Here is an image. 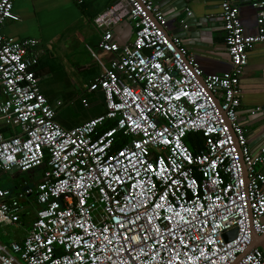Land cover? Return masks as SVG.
Segmentation results:
<instances>
[{
  "label": "built area",
  "instance_id": "2783aa9c",
  "mask_svg": "<svg viewBox=\"0 0 264 264\" xmlns=\"http://www.w3.org/2000/svg\"><path fill=\"white\" fill-rule=\"evenodd\" d=\"M238 1L219 2L230 68L205 75L153 0H112L92 18L101 72L85 86L105 111L70 129L55 119L61 102L40 91L36 40L0 34V116L13 130L0 133V172L41 171L0 187V226L31 216L20 241H0V264H264V141L251 148L238 120L240 76L264 43V0H249L250 36ZM15 2L0 0V28L19 20ZM123 21L134 35L119 46ZM104 54L114 55L108 66ZM190 133L201 135L195 153Z\"/></svg>",
  "mask_w": 264,
  "mask_h": 264
},
{
  "label": "crops",
  "instance_id": "0c3cea01",
  "mask_svg": "<svg viewBox=\"0 0 264 264\" xmlns=\"http://www.w3.org/2000/svg\"><path fill=\"white\" fill-rule=\"evenodd\" d=\"M166 18V30H173L175 16L183 8L191 11L195 22L204 20L209 33L191 37L187 32L180 37L187 52L192 54L203 74H220L229 70V58L224 43L220 18V0H153ZM112 0H16L13 11L18 21H5L0 34L16 39H35L33 52L38 62L33 67L41 93L56 109V121L66 129L103 114V97L99 90L87 93L85 86L101 72L95 59L98 32L92 18L111 4ZM180 8L179 10H176ZM239 18L245 35L257 32L255 10L249 0H239ZM186 18H183L185 20ZM193 25V24H192ZM189 25V26H192ZM133 28L123 21L113 28V40L124 46L133 39ZM175 35V34H174ZM98 51V50H97ZM114 55L104 54L105 66ZM241 102L238 109L239 123L245 128L248 145L255 148L264 141V43H258L248 53V62L239 79ZM87 98L84 107L82 98ZM3 94L0 88V99ZM0 133L5 137L13 130L5 126L0 116Z\"/></svg>",
  "mask_w": 264,
  "mask_h": 264
},
{
  "label": "rangeland",
  "instance_id": "374dc122",
  "mask_svg": "<svg viewBox=\"0 0 264 264\" xmlns=\"http://www.w3.org/2000/svg\"><path fill=\"white\" fill-rule=\"evenodd\" d=\"M29 174L18 171H13L12 173L0 172V187L14 190L15 184H22L23 181L28 183L36 182L40 179L41 171L37 168L34 170V172H32V174ZM29 201L28 210H31V213H33L36 207L32 199ZM30 217H28V219L31 220ZM26 221L29 223V220ZM27 228L28 225L0 226V241L4 243H8L13 240L20 241L24 237Z\"/></svg>",
  "mask_w": 264,
  "mask_h": 264
},
{
  "label": "water",
  "instance_id": "95a60500",
  "mask_svg": "<svg viewBox=\"0 0 264 264\" xmlns=\"http://www.w3.org/2000/svg\"><path fill=\"white\" fill-rule=\"evenodd\" d=\"M180 8H177L176 10H179ZM185 8H183L180 12H178L175 16H171L169 18H167V20H175L174 22V28L173 30H165L167 35H176L178 37H183L185 36L187 32H194L196 33L195 35H190L191 37H203L206 36L209 31L207 30V28H204L202 25L204 23V20H200L198 19L196 22L192 19V18H187L185 20H183L184 16H185ZM182 21V22H181ZM193 24V25H192ZM186 26L185 28H183V26ZM192 25V26H189ZM18 168L14 167L12 168L10 171H8V173H12L13 171H17ZM235 233V229L232 231V234L234 235ZM234 237V236H233ZM230 238H225V240H229ZM261 239V238H258ZM258 246L260 248H262L264 250V246L261 243V240L258 242Z\"/></svg>",
  "mask_w": 264,
  "mask_h": 264
},
{
  "label": "trees",
  "instance_id": "16d2710c",
  "mask_svg": "<svg viewBox=\"0 0 264 264\" xmlns=\"http://www.w3.org/2000/svg\"><path fill=\"white\" fill-rule=\"evenodd\" d=\"M113 124H114L113 122H109L107 126H112ZM123 142L124 141H121V140L116 141L114 144V147H118V146L122 145ZM184 142L190 148V150L195 153L201 147V135L198 133H190L186 136ZM27 173L32 174V172H27ZM20 186H21V183H19V185L15 184L14 190ZM9 190H11V189H9ZM14 190H11V191H14ZM29 212L31 213V210ZM28 217H30L29 214H28V216H24V215L22 216V224L23 225L28 224V221H26V220L31 221L30 219H28Z\"/></svg>",
  "mask_w": 264,
  "mask_h": 264
}]
</instances>
